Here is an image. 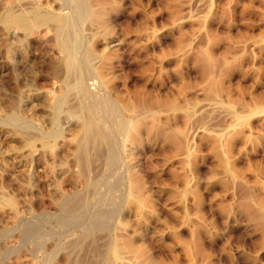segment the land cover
Listing matches in <instances>:
<instances>
[{
	"label": "rangeland",
	"instance_id": "rangeland-1",
	"mask_svg": "<svg viewBox=\"0 0 264 264\" xmlns=\"http://www.w3.org/2000/svg\"><path fill=\"white\" fill-rule=\"evenodd\" d=\"M84 2L0 0V264H264V0Z\"/></svg>",
	"mask_w": 264,
	"mask_h": 264
},
{
	"label": "bare ground",
	"instance_id": "bare-ground-1",
	"mask_svg": "<svg viewBox=\"0 0 264 264\" xmlns=\"http://www.w3.org/2000/svg\"><path fill=\"white\" fill-rule=\"evenodd\" d=\"M65 1V0H64ZM85 1V0H84ZM83 0H76V3H77V6H76V10H75V15H76V17L77 18H79V19H81L83 16H85V11L87 10V9H85V8H87V6L85 7V2H84ZM65 3V2H64ZM66 4V3H65ZM64 4V5H65ZM61 7V6H60ZM65 7V6H64ZM9 11H11V10H9ZM13 11V10H12ZM8 12L5 16H4V18H3V21L5 22V24H7V25H9V26H11V25H14V24H16V23H19V24H21V25H23L24 27H26V26H28L31 22H35L36 20H46V19H51L52 18V15L51 14H41V13H39V12H37V11H34L33 12V14L32 15H29V14H27L25 11V13H21V14H17V13H14V12ZM88 11V10H87ZM74 12V11H73ZM20 13V12H19ZM29 13V12H28ZM89 15V14H88ZM56 16V15H55ZM57 18V17H56ZM82 20V19H81ZM37 22V21H36ZM42 22H46V21H42ZM41 22V23H42ZM59 22H60V28H59V31H58V33H57V38L59 39V42H60V47L62 46V48L65 50V52H66V57H65V65H66V67L68 68V70L70 71L69 72V74H72L73 76L74 75H76L79 71H80V69L81 68H83V67H85L87 64H88V60H89V55H88V53H86V54H84L83 56H78V57H80V58H78L77 56H76V50H77V48H78V43H79V39H78V37L79 36H77V34L75 33V30H74V24H73V22H72V20L71 19H69V18H66V17H63V18H60L59 19ZM39 24H40V21L38 22ZM8 27V26H7ZM77 31V30H76ZM78 33V32H77ZM57 39V40H58ZM61 48V49H62ZM60 49V50H61ZM79 51V50H78ZM88 51V50H87ZM91 53V52H90ZM92 56H93V54H92ZM60 65V64H59ZM93 65V64H92ZM61 66V65H60ZM88 66V65H87ZM62 68V67H61ZM87 72V71H86ZM79 74V73H78ZM81 74V73H80ZM73 76H71L72 78H73ZM69 77V76H68ZM92 77H93V75H92ZM74 79V78H73ZM72 80V79H71ZM70 80V81H71ZM74 81H75V79H74ZM72 88V87H71ZM73 88L74 89H76L77 91H79V92H81V93H83L85 96H88V97H90V95L89 94H87L86 93V91H85V88H84V85H83V82H82V80H80V79H77L76 80V82H75V84L73 85ZM87 89V88H86ZM88 89H90V88H88ZM78 92V93H79ZM91 92V91H90ZM75 93V92H74ZM73 94V93H72ZM71 94V95H72ZM91 94V93H90ZM100 94V93H99ZM72 96H75V95H72ZM96 96V95H95ZM81 97H82V95H81ZM68 98V95L66 96V95H63L61 98H60V100L55 104V112L56 113H58L59 112V110H60V108H61V106H62V104H64V103H67V102H65V101H67L66 99ZM72 98V97H71ZM93 98V97H92ZM99 98V97H98ZM111 99V98H110ZM94 100V99H93ZM103 100V99H102ZM77 101V100H76ZM79 103H81V102H79ZM103 103V102H102ZM74 104V103H73ZM72 104V105H73ZM82 104V103H81ZM89 104H91V103H89ZM100 104V103H99ZM78 105V104H77ZM92 105V104H91ZM70 106V105H69ZM75 106V105H74ZM98 106V105H97ZM93 107V106H92ZM111 107V106H110ZM116 107V106H115ZM73 108H76V107H73ZM78 108V107H77ZM93 108H95V107H93ZM100 108H101V106H100ZM79 109V108H78ZM78 109L76 110V111H78ZM109 109V108H108ZM64 111V110H63ZM72 111V110H71ZM74 111H75V109H74ZM104 111V110H103ZM102 111V112H103ZM73 112V111H72ZM79 112V111H78ZM83 112V111H82ZM98 112V111H97ZM101 112V111H100ZM112 112V111H111ZM117 112V111H116ZM85 113V112H84ZM105 113V112H104ZM109 113H110V111H109ZM14 114V113H13ZM77 115H78V113H77ZM85 117H86V115L85 114H83ZM95 115V114H94ZM115 115V114H114ZM98 116V115H97ZM102 116V115H101ZM125 116V115H124ZM53 117V116H52ZM56 117V116H55ZM78 117V116H77ZM82 117V116H81ZM117 118H118V115L116 116ZM54 118V117H53ZM84 118V117H83ZM52 119V118H51ZM80 119V118H79ZM121 120H122V118H120ZM9 120L11 121V122H13V123H16V124H22V125H24V126H27V123H25L24 121H26V120H22L21 118H19L17 115H10L9 116ZM54 120H56V119H54ZM53 120V121H54ZM84 120V119H83ZM86 120V119H85ZM119 120V119H118ZM55 122H57V120L56 121H54V123ZM86 122V121H85ZM84 121H83V123H85ZM105 122V121H104ZM120 122V121H119ZM97 124V123H96ZM128 125V124H127ZM81 126V125H80ZM82 126H83V124H82ZM81 126V127H82ZM98 127V126H97ZM84 128H85V135H84V137L80 140V143H79V146H78V148H79V158L80 159H83V160H86V157H87V159H88V152H87V150H86V144H87V142H88V140L90 139V133L91 132H93V135H96L95 133H94V130L93 131H91L90 133H89V130H90V126H89V123H87V124H85V126H84ZM99 128H100V126H99ZM102 129V128H101ZM123 129V128H122ZM26 130H30V129H26ZM31 131V130H30ZM126 131V130H125ZM29 132V131H28ZM99 132H102V136H103V132L104 131H100L99 130ZM98 132V133H99ZM30 133H34V132H30ZM83 133H84V130H83ZM28 134V133H27ZM105 134V133H104ZM111 134V133H110ZM60 135V134H59ZM51 136V135H50ZM100 137H101V135H99ZM105 136V135H104ZM103 136V137H104ZM107 136V135H106ZM49 137V136H48ZM92 137V136H91ZM30 138V137H29ZM77 138V137H76ZM105 138V137H104ZM91 140V139H90ZM89 140V141H90ZM99 140V139H98ZM78 141V140H77ZM107 141V140H106ZM110 141V140H109ZM41 142V141H40ZM43 142V141H42ZM49 142V141H48ZM97 142H99V141H97ZM100 142H103L102 140L100 141ZM46 142H44V144H45ZM90 143V142H89ZM92 143H93V141H92ZM98 144H100V143H98ZM104 144V143H103ZM103 144H101V145H103ZM110 144V143H109ZM90 145H92V144H90ZM110 145H112V144H110ZM95 147H97V146H95ZM99 148V147H98ZM104 148V147H103ZM107 148H109V147H107ZM110 148H111V146H110ZM92 149V148H91ZM113 150H114V148H112ZM90 150V149H89ZM94 150V149H93ZM99 150V149H98ZM102 151H103V149H102ZM113 152L114 151H112V150H109V157L111 158V157H113ZM115 153V152H114ZM97 154H99V153H97ZM100 155V154H99ZM115 155V154H114ZM116 155H117V153H116ZM101 156V155H100ZM104 156V155H103ZM108 157V159H110ZM102 158V157H101ZM104 159V158H103ZM117 159V158H116ZM112 159H110V161H111ZM114 160V159H113ZM109 161V162H110ZM82 162V161H81ZM106 162H107V160H106ZM112 162V161H111ZM84 164V163H83ZM113 165V164H112ZM112 165H110V166H112ZM121 165V164H120ZM108 166V165H107ZM109 166V167H110ZM123 167V166H122ZM108 170V169H107ZM115 170V169H114ZM121 170V169H120ZM113 172V171H112ZM110 173V172H109ZM105 178V177H104ZM107 178V177H106ZM110 178V177H109ZM108 178V179H109ZM106 181V180H105ZM99 182V181H98ZM107 183V182H106ZM103 184V183H102ZM101 185V184H100ZM112 186V185H111ZM110 186V187H111ZM105 187V186H104ZM100 189V188H99ZM98 189V190H99ZM112 189H113V187H112ZM111 189V191H113ZM116 189V188H115ZM112 193V192H111ZM104 194H105V192H104ZM106 195V194H105ZM121 195V194H120ZM102 196H103V193H102ZM109 196H111V195H109ZM108 196V197H109ZM81 197V196H80ZM80 197L79 196H75L74 198H72V199H69V200H67V202H66V204H65V206H67V207H69L70 205H72V203L76 200V199H80ZM117 197V196H116ZM70 198V197H69ZM84 199V198H83ZM71 200V201H70ZM98 200V199H97ZM78 201H80V200H78ZM98 202V201H97ZM80 203V202H79ZM82 203V202H81ZM77 204V203H76ZM81 206V205H80ZM71 210V209H70ZM69 210V208H68V211H70ZM112 250H113V254H115L116 253V251H117V249H116V247H115V245H113L112 246Z\"/></svg>",
	"mask_w": 264,
	"mask_h": 264
}]
</instances>
